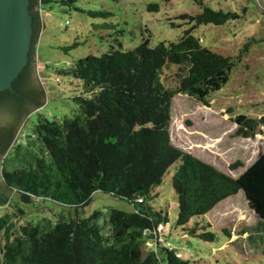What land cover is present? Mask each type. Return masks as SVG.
I'll return each mask as SVG.
<instances>
[{"label": "trees", "instance_id": "obj_1", "mask_svg": "<svg viewBox=\"0 0 264 264\" xmlns=\"http://www.w3.org/2000/svg\"><path fill=\"white\" fill-rule=\"evenodd\" d=\"M50 2L40 0V4ZM197 3L200 14L179 17L191 27L176 43L150 47L144 40L124 51L115 40L119 48L111 46L101 56L78 60L65 74L82 86L81 94L73 98L79 113L61 121L38 117L33 127V136L40 142L38 154H25L28 162L22 166L16 167L7 157L0 164L5 186L22 203L49 200L79 209L88 206L98 191L128 202L132 210L109 211L104 235L98 223L101 212L83 219L43 218L24 224L19 220L16 225L24 212L15 208L0 217V264H195L177 257L163 230L169 217L158 206V187L172 168L171 188L178 208L173 230L213 241L206 217L242 191L248 209L258 218L247 239L264 255V153L233 178L171 140L175 96L208 105L211 94L227 84L237 64L203 47L193 30L201 25L222 26L240 16ZM157 10V5L148 6L150 12ZM170 67L177 68L173 89L164 85L163 78ZM25 71L12 83L13 91L1 92L0 99L19 91ZM232 122L237 136L253 138L264 117L237 114ZM20 149L17 143L12 150L19 153ZM238 167H243L242 162L230 165L231 170Z\"/></svg>", "mask_w": 264, "mask_h": 264}, {"label": "rangeland", "instance_id": "obj_2", "mask_svg": "<svg viewBox=\"0 0 264 264\" xmlns=\"http://www.w3.org/2000/svg\"><path fill=\"white\" fill-rule=\"evenodd\" d=\"M66 1L40 4V0H36L39 26L32 49L33 71L43 103L21 119L13 143V146L20 144L21 149L16 153L12 146L7 161H12L16 167L22 166L28 162L25 154L29 157L38 154L40 142L33 136L38 117L61 121L79 113L73 98L81 94L82 86L78 87V82L65 74L78 60L89 55L101 56L111 46L119 48L115 40L124 51L134 49L144 40H149L150 47L162 42L176 43L191 27L179 17L202 12L197 1L214 11L235 12L240 16L222 26L201 25L193 30L203 47L230 57L237 64L227 84L211 94L208 105L185 95L175 96L171 109V140L177 147L233 178L264 153V125L253 138H243L236 135L237 126L232 122L237 114L264 117V6L260 0H74L71 4ZM151 4L158 6L156 12L148 11ZM104 13L107 15L103 16ZM74 44L76 46L71 47ZM175 72L176 67L164 71V85L169 89L174 88ZM237 161L242 162L243 167L231 170L230 165ZM173 174L174 168L158 187V206L169 217L163 229L167 241L182 260L195 264H264V255L250 246L251 241L247 239L252 232L250 228L256 229L258 218L248 209L242 191L222 202L206 217L211 227L209 231L215 235L213 241L184 235L179 228L173 230L178 212L171 188ZM0 181L7 188L1 176ZM10 191L5 203L0 205V217L19 208L24 216L15 221L16 225L19 220L24 224L43 218L52 221L83 219L101 212L98 223L105 235L108 228L104 222L109 211L132 210L128 202L98 191L93 193L88 206L79 209L49 200L25 204L19 195Z\"/></svg>", "mask_w": 264, "mask_h": 264}, {"label": "water", "instance_id": "obj_3", "mask_svg": "<svg viewBox=\"0 0 264 264\" xmlns=\"http://www.w3.org/2000/svg\"><path fill=\"white\" fill-rule=\"evenodd\" d=\"M31 2L32 0H0V93L6 90L13 91L12 83L25 68H28L26 75L28 96H24L22 101L10 99L1 102L0 121L17 120L19 124L29 110L43 103L42 93L33 71L32 41L35 39L33 23L36 0H33L32 7ZM260 2L264 6V0ZM10 192L0 181V205L5 203Z\"/></svg>", "mask_w": 264, "mask_h": 264}, {"label": "flooded vegetation", "instance_id": "obj_4", "mask_svg": "<svg viewBox=\"0 0 264 264\" xmlns=\"http://www.w3.org/2000/svg\"><path fill=\"white\" fill-rule=\"evenodd\" d=\"M33 6V0L31 2V7ZM34 23H33V31H34V37L36 39V33L38 29V21H37V15H34ZM33 38V41L35 40ZM32 53V51H31ZM30 57L32 55L30 54ZM27 72L28 68H26L25 75L21 82L18 85V92L11 93V95L6 96L5 98L0 99L1 102H6L10 99H14L16 101H22L24 96H28L26 93L27 88ZM22 123L18 125L17 120L12 121H0V156L3 155L2 160L7 156V154L11 151V148L13 146V143L17 139L18 136V129L21 126ZM1 164V163H0ZM4 182V181H3Z\"/></svg>", "mask_w": 264, "mask_h": 264}, {"label": "built area", "instance_id": "obj_5", "mask_svg": "<svg viewBox=\"0 0 264 264\" xmlns=\"http://www.w3.org/2000/svg\"><path fill=\"white\" fill-rule=\"evenodd\" d=\"M139 201H140V200H139ZM162 229H163L162 226H159L158 231L161 232ZM177 257H179V255H177Z\"/></svg>", "mask_w": 264, "mask_h": 264}]
</instances>
